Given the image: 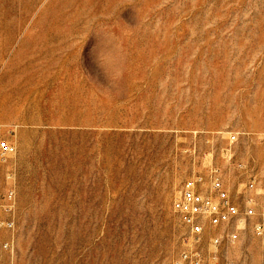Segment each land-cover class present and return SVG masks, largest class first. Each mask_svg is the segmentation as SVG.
I'll use <instances>...</instances> for the list:
<instances>
[{"label": "rangeland", "instance_id": "rangeland-1", "mask_svg": "<svg viewBox=\"0 0 264 264\" xmlns=\"http://www.w3.org/2000/svg\"><path fill=\"white\" fill-rule=\"evenodd\" d=\"M0 141V264H264V0H0ZM210 171L254 216L192 237Z\"/></svg>", "mask_w": 264, "mask_h": 264}, {"label": "built area", "instance_id": "built-area-1", "mask_svg": "<svg viewBox=\"0 0 264 264\" xmlns=\"http://www.w3.org/2000/svg\"><path fill=\"white\" fill-rule=\"evenodd\" d=\"M235 137H231L234 141ZM15 148L6 141H0V158L13 155ZM210 188L209 191L202 193L201 187L203 183L202 176H195L185 181L177 195L173 199L171 207L175 215H177L180 222L187 228L192 237H199L207 228H220L237 221L240 217L248 218L254 216L252 206H245L243 212L239 211L230 200L227 192L223 189L221 180L216 171H210L208 175ZM254 180L247 184L248 189H253ZM6 199L11 202L13 199V192L9 191L6 194ZM262 202L264 203V191L261 194ZM13 223L8 221L6 223L0 222L1 228H12ZM254 230L259 233L261 225L256 224ZM226 237L229 241H235L237 234L233 232H226L220 237L215 236L210 239L213 245L217 246ZM8 246L5 245L6 249ZM202 260L198 253L193 251H183L179 258L172 264H201Z\"/></svg>", "mask_w": 264, "mask_h": 264}]
</instances>
